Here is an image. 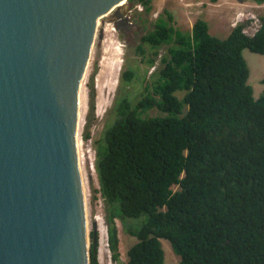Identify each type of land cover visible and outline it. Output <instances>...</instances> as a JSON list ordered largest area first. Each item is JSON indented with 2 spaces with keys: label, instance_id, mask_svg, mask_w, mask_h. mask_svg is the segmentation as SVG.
<instances>
[{
  "label": "trees",
  "instance_id": "1",
  "mask_svg": "<svg viewBox=\"0 0 264 264\" xmlns=\"http://www.w3.org/2000/svg\"><path fill=\"white\" fill-rule=\"evenodd\" d=\"M132 2L146 22L153 1ZM259 21L254 35L246 23L218 37L201 17L189 32L176 28L165 10L143 36L137 53L155 66L167 48L164 67L139 100L118 96L96 147L95 194L115 264H165L161 240L181 264H264V93L254 97L243 56H264V15ZM135 78L128 69L122 85ZM118 222L134 239L125 262ZM99 241L93 227L90 264H100Z\"/></svg>",
  "mask_w": 264,
  "mask_h": 264
},
{
  "label": "water",
  "instance_id": "2",
  "mask_svg": "<svg viewBox=\"0 0 264 264\" xmlns=\"http://www.w3.org/2000/svg\"><path fill=\"white\" fill-rule=\"evenodd\" d=\"M126 1L0 0V264H90L79 99Z\"/></svg>",
  "mask_w": 264,
  "mask_h": 264
},
{
  "label": "rangeland",
  "instance_id": "3",
  "mask_svg": "<svg viewBox=\"0 0 264 264\" xmlns=\"http://www.w3.org/2000/svg\"><path fill=\"white\" fill-rule=\"evenodd\" d=\"M152 1L153 11L147 16L146 22L142 20V29L134 38L117 30V24L113 19L110 20L108 17L104 20L108 31L103 29L101 40L99 38L100 33L97 32L87 74L83 81L86 104L85 108L81 109L79 123V141L83 166L81 172L84 181L89 234L92 228L96 227L100 235V264L115 263L108 247L103 200L100 194H95V191L100 188L95 170L96 147L107 127L113 122V110L118 96L125 94L139 100L146 91V85H149L152 90L153 73L164 67L161 59L167 52V48L160 49V55L154 63L155 66H151L145 56L137 53L141 37L152 30L153 23L164 14L165 10L173 14V24L176 28L189 32L192 30L196 19L201 17L208 22L211 34L218 37L227 36L234 27L246 23L249 27L245 32L253 35L259 28V17L264 15V3L258 5L253 0H218L216 3H212L210 0ZM122 7V10L131 9L128 12L133 14L134 20L140 16L139 13L144 15L142 5L134 4L132 0H127ZM99 25L100 28L101 23ZM243 56L250 70L248 83L253 87L254 97L259 98L264 93V84H262L264 79V56L253 53L248 49L243 51ZM128 69L135 72L136 78L131 85L124 87L122 77ZM181 93L177 92L176 95L180 97L182 96ZM92 104H94V109H92ZM158 114V110L151 112V115L154 116ZM86 135L89 137L88 139L84 138ZM95 195L96 200L93 199ZM118 230L121 241V258L125 262L134 239L124 233L119 222ZM161 242L165 251V264H181L180 257L173 251L171 243L168 240H161Z\"/></svg>",
  "mask_w": 264,
  "mask_h": 264
},
{
  "label": "flooded vegetation",
  "instance_id": "4",
  "mask_svg": "<svg viewBox=\"0 0 264 264\" xmlns=\"http://www.w3.org/2000/svg\"><path fill=\"white\" fill-rule=\"evenodd\" d=\"M128 9H120L119 15L121 16L120 19L113 18L115 23L117 24L119 30L128 34L130 37L134 38L136 35L139 34L140 29H142V19L137 17L135 20L133 18V14H129ZM114 13V12H113ZM111 13L110 16L113 14ZM114 15V14H113ZM112 15V16H113ZM143 36L140 40H142Z\"/></svg>",
  "mask_w": 264,
  "mask_h": 264
},
{
  "label": "bare ground",
  "instance_id": "5",
  "mask_svg": "<svg viewBox=\"0 0 264 264\" xmlns=\"http://www.w3.org/2000/svg\"><path fill=\"white\" fill-rule=\"evenodd\" d=\"M108 18V16H104L103 18H100L99 20H98V22H97V32L98 33H100V30L102 29H104V31H108V28H106V25H105V23H104V20L105 19H107ZM103 20V21H102ZM101 23V27L99 28V24ZM110 28V27H109ZM97 32H96V36H97ZM110 32V31H109ZM106 35V34H105ZM96 39V38H95ZM94 43H95V41H94ZM94 46V45H93ZM92 51H93V48H92ZM91 54H92V52H91ZM91 59V58H90ZM89 63H90V60H89ZM86 74H87V71H86ZM85 77H86V75H85ZM84 80H85V78H84ZM85 104H86V97H85V95H84V93H83V83H82V87H81V92H80V99H79V123H80V119H81V109L82 108H85ZM87 106V105H86ZM80 127V126H79ZM80 141L78 142V152H79V157H80V165H81V169H82V153H81V148H80ZM83 177V176H82ZM83 184H84V181H83Z\"/></svg>",
  "mask_w": 264,
  "mask_h": 264
},
{
  "label": "built area",
  "instance_id": "6",
  "mask_svg": "<svg viewBox=\"0 0 264 264\" xmlns=\"http://www.w3.org/2000/svg\"><path fill=\"white\" fill-rule=\"evenodd\" d=\"M259 23H260V21H259ZM258 27H260V24H259V26H258ZM258 29H259V28H258ZM258 29H257V30H258ZM257 30H256V32H257ZM245 31H246V30H245ZM245 33H246V32H245ZM246 34H247V33H246ZM254 34H255V33H254ZM254 34H253V35H254ZM247 35H249V34H247Z\"/></svg>",
  "mask_w": 264,
  "mask_h": 264
}]
</instances>
